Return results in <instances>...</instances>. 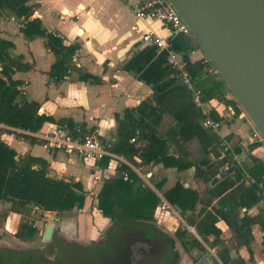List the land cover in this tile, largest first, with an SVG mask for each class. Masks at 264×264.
<instances>
[{
    "label": "crops",
    "instance_id": "1",
    "mask_svg": "<svg viewBox=\"0 0 264 264\" xmlns=\"http://www.w3.org/2000/svg\"><path fill=\"white\" fill-rule=\"evenodd\" d=\"M28 5L32 7V17H37L46 31L60 35L66 45L79 44L72 66L97 79H79V72L71 69L63 79L55 81L49 75L55 56L45 46V38L25 36L18 26L21 19L3 10L0 38L13 42L12 54L33 64L30 70L13 74L20 81L17 87L24 99L37 101L38 113L52 118L46 121L57 123L65 119L69 125H79L86 131L96 129L101 138L112 142L117 139V117L132 109L136 117L153 126L155 135L164 143L166 157L150 163L142 162L138 156H134V163L122 157L124 160H118L119 163L117 159H110L107 166H101L98 162L51 151L36 137L31 143L20 136L25 134L21 132L24 129L4 124H0V140L12 147L17 156L31 154L46 159L51 169L80 181L89 195L92 187L98 184L101 187L105 179L115 176L116 167L121 163L130 167L157 196L164 197V192L179 182L198 195L193 211L195 218L201 209L217 216L216 226L223 244L230 248L231 259L240 256L246 261L264 264V194L256 185L264 173V141L254 136L253 123L196 41L182 33L172 34L156 20L135 19L120 0H29ZM134 23L139 31L131 30ZM151 28L171 42L184 59L195 85L204 94L205 106L221 121V137L229 150L220 147L219 138L203 124L190 93L167 63V52L141 41V33ZM230 157L232 164L228 162ZM172 158L188 166L179 170L170 164ZM175 208L179 217L158 214L156 210L155 216L156 223L174 238L173 245L179 255L176 264H203V256L213 257L208 253L210 248L187 223L180 208ZM1 211L6 217L1 225L6 226L10 218L15 222L11 226L12 239L25 244L29 239L21 240L14 235L23 215L11 211L10 204L4 201H0ZM96 211V220L88 222L89 236L81 238H89L111 223ZM33 212L42 211L33 209ZM66 212L70 211H52L58 217L57 224L74 232L73 221L63 217ZM255 216L260 220L252 223L250 218ZM34 223L38 229L36 235L42 234L44 225L40 226L38 220ZM179 229H186L196 237L207 252L189 243V237L181 240L177 236ZM1 232L2 228L0 237H3ZM75 232L78 234V230Z\"/></svg>",
    "mask_w": 264,
    "mask_h": 264
},
{
    "label": "trees",
    "instance_id": "2",
    "mask_svg": "<svg viewBox=\"0 0 264 264\" xmlns=\"http://www.w3.org/2000/svg\"><path fill=\"white\" fill-rule=\"evenodd\" d=\"M28 2L29 0H0V16L3 10L11 11L16 18L21 19L18 26L25 36L45 38V46L55 56L49 75L55 81H59L73 69L79 72V79L96 78L82 72L76 65L72 66V59L79 49V44L66 45L60 35L46 31L41 21L37 17H32L33 10ZM13 48V42L0 38V124L35 131L44 121L52 120V118L38 113L40 105L37 101L21 99L14 104L15 98L23 94L17 87L20 81L14 79L13 74L17 71L30 70L33 64L23 61L20 55L12 54ZM211 113L218 119L212 110ZM66 121L59 119L57 123L66 126L71 132H74L77 127L86 132L79 125H69ZM117 122V139L113 142V152L132 163L135 162L134 156L140 157L144 163L160 162L165 159L166 149L163 141L155 135L153 126L144 119L136 117L132 109H126L123 117H117ZM20 136L31 143L35 142V138L27 134H20ZM133 137L144 141L145 145L136 147L130 142ZM254 160L258 162L256 158ZM109 161L110 158L105 157L95 163L107 166ZM170 164H174L179 170L188 166L187 163L173 158ZM50 170L46 159L31 154L17 156L12 147L0 140V201L8 202L11 211L26 213H29L31 209L61 213L83 208L89 192L85 191L82 183L73 179L66 182L63 179L51 177ZM125 173L128 175L126 180L123 179ZM197 196L195 191L183 187L179 182L164 192V197L172 205L180 208L181 215L214 251L220 262L228 264L231 260L230 248L224 245L220 238L221 233L216 226L217 216L205 209H201L196 218L193 215ZM158 202L159 197L154 191L145 185L130 167L121 163L116 167V175L103 181L96 194L94 206L103 217L110 219L116 226L119 224L128 232L133 230L142 234L150 233V225L156 222L155 210ZM259 220L260 218L256 216L250 218L252 223ZM37 233L38 229L34 220L27 218L18 222L16 237L21 240L33 238ZM177 236L183 241L186 237L191 238L189 243L200 246L205 253L207 252L198 239L186 229H179ZM169 243L171 242L167 245ZM21 252L23 251L19 253ZM19 253L17 264H32V261L25 262L24 255L20 257ZM209 264L220 263L211 257Z\"/></svg>",
    "mask_w": 264,
    "mask_h": 264
},
{
    "label": "water",
    "instance_id": "3",
    "mask_svg": "<svg viewBox=\"0 0 264 264\" xmlns=\"http://www.w3.org/2000/svg\"><path fill=\"white\" fill-rule=\"evenodd\" d=\"M168 1L264 140V0ZM49 175L70 181L54 169ZM53 231V223L45 224L43 241ZM228 264L255 263L237 256Z\"/></svg>",
    "mask_w": 264,
    "mask_h": 264
},
{
    "label": "built area",
    "instance_id": "4",
    "mask_svg": "<svg viewBox=\"0 0 264 264\" xmlns=\"http://www.w3.org/2000/svg\"><path fill=\"white\" fill-rule=\"evenodd\" d=\"M133 14L135 19L140 20H156L165 27H168L172 34L182 33L190 35V30L187 24L182 20L177 11L172 7L168 0H120ZM131 30L139 31L138 26L134 23L131 25ZM141 41L151 43L159 49H164L167 52V63L172 69L175 77L186 88L191 95L193 106L200 111L203 124L209 131L218 137L219 145L225 151L229 150L227 142L221 137V121L214 118L211 109L205 106L204 94L195 85V82L190 75L184 59L174 49L171 42L167 41L156 30L148 29L141 33ZM29 136L36 137L41 140L43 147L56 152H61L65 155H72L87 161H99L105 157L110 159L124 160L121 156L112 151L113 142L101 138L96 129L90 131H82L79 127L74 132L69 131L66 126L56 122L45 121L35 131L21 130ZM254 136L264 141L260 133L254 128ZM136 147L145 145L144 141H139L135 137L130 139ZM228 162L232 164L233 159L230 157ZM128 175L123 174V179L126 180ZM256 185L264 194V173ZM159 202L156 207L158 214L169 213L172 216L178 215V208L170 204L162 195H158ZM210 256H213L220 264V260L216 254L208 249ZM210 258L205 257L203 264H209Z\"/></svg>",
    "mask_w": 264,
    "mask_h": 264
},
{
    "label": "flooded vegetation",
    "instance_id": "5",
    "mask_svg": "<svg viewBox=\"0 0 264 264\" xmlns=\"http://www.w3.org/2000/svg\"><path fill=\"white\" fill-rule=\"evenodd\" d=\"M150 228V233L141 234L133 230L128 232L123 226L111 222L89 238H81L76 232L54 222L50 240L42 239L37 245L26 246L12 237L3 236L0 237V246L17 247L25 252L24 256L31 253L38 264H176L179 255L171 233L157 223L151 224ZM45 242L48 243L42 245ZM168 242H171V248ZM14 258L12 264H17L18 256ZM13 260L8 255L0 256V264H11Z\"/></svg>",
    "mask_w": 264,
    "mask_h": 264
},
{
    "label": "rangeland",
    "instance_id": "6",
    "mask_svg": "<svg viewBox=\"0 0 264 264\" xmlns=\"http://www.w3.org/2000/svg\"><path fill=\"white\" fill-rule=\"evenodd\" d=\"M119 162H121V161H118V163ZM55 171H57V170L55 169ZM57 172L63 174L64 177H67L69 179L73 178V176L70 177L71 175L65 174L64 172H60V171H57ZM94 186H95V183H94ZM99 188H100L99 184H98V187H96V188L92 187V189L90 191L91 193H90V195H88V198L86 199L85 206L83 208H81V209L76 208V209L71 210L70 212H66L65 214H63L64 215L63 217H66L70 221H73L72 223L75 224V226H74L75 228L73 227V230H74V232L76 230H78V235L81 237H83L84 235H86L87 237L89 236V232H87L88 231V229H87L88 222L89 221L94 222V218L96 220V216H97L96 210L97 209L94 208V202L96 201V194H97ZM20 213L23 215L21 220H25L27 216L30 218L32 215H34L32 217V220H34V221L38 220V222L40 223V226H43V225L48 224V223L54 224V222L56 221L55 219L57 217L55 214L52 213V211L39 212L38 214H36L33 212V209H31V211L29 213H26L25 211H22ZM45 214H47V215H45ZM5 219H6V217H5L4 211H1L0 212V225L2 224V220L5 221ZM57 219H58V217H57ZM60 220L61 219H59L58 221L60 222ZM11 221L12 220H10V218H9L8 223H6L7 225L6 226L1 225V227H0V228H2L1 234L5 237L9 238V239L13 236L12 235L13 230L11 229V226L15 225V222H11ZM59 225H61V224H59ZM41 241H42V234H38L35 237L30 238L25 243V245L26 246H30L32 244L37 245ZM46 243H48V242L42 243V245H46ZM5 248L0 246V256L8 255V257H10V259L13 258L14 260L11 262V264H12L15 261L14 257L18 256V253L20 252V250H19V248L14 247V246H9V248H11V249H8L7 247H5ZM24 254L25 253H23V252L19 253L20 257H22ZM24 257L26 260L25 262L33 261L32 264H38L35 257L31 253H27Z\"/></svg>",
    "mask_w": 264,
    "mask_h": 264
}]
</instances>
